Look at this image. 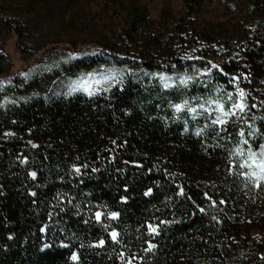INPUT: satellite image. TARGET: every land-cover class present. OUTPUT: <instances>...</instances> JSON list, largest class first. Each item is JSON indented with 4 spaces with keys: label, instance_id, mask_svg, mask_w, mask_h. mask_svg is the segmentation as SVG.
<instances>
[{
    "label": "trees",
    "instance_id": "1",
    "mask_svg": "<svg viewBox=\"0 0 264 264\" xmlns=\"http://www.w3.org/2000/svg\"><path fill=\"white\" fill-rule=\"evenodd\" d=\"M136 14L134 50L0 86V264H264V19L237 54L205 33L186 56L177 31L135 42L149 24Z\"/></svg>",
    "mask_w": 264,
    "mask_h": 264
},
{
    "label": "rangeland",
    "instance_id": "2",
    "mask_svg": "<svg viewBox=\"0 0 264 264\" xmlns=\"http://www.w3.org/2000/svg\"><path fill=\"white\" fill-rule=\"evenodd\" d=\"M262 2L205 0L198 12L191 13L186 0H0V55L5 58L0 60V86L28 80L38 68L56 66L67 55L84 50L107 44H128L134 50L135 43L128 42L125 31L136 22V11L145 13L149 21L135 36L139 45L154 33L173 30L177 31L170 36L173 48L192 56L197 54V38L206 33L222 46L230 40V52L237 54L264 19ZM226 51L211 55L210 70L224 63ZM241 104L238 94L231 112L235 122L242 118ZM157 229L150 226L153 234ZM113 233L117 239V231Z\"/></svg>",
    "mask_w": 264,
    "mask_h": 264
},
{
    "label": "snow or ice",
    "instance_id": "3",
    "mask_svg": "<svg viewBox=\"0 0 264 264\" xmlns=\"http://www.w3.org/2000/svg\"><path fill=\"white\" fill-rule=\"evenodd\" d=\"M167 87V85H165ZM241 96H243V93L241 92ZM175 107H177L178 109L181 107V105H176ZM240 108H244L245 105L241 104L239 105ZM194 111V110H193ZM223 121H220L219 119L217 121H214V123H222ZM257 154L252 152L251 150L249 151V158L253 159ZM259 155L261 157H264V144L260 145V149H259ZM253 164L255 165V167L257 169H259L260 173L262 174V176L260 178H264V159H260L259 162H257L255 159H253ZM243 166V165H242ZM249 167H251L252 165H248ZM75 171L77 173H79L80 169L76 168ZM253 176H255V172L251 173ZM33 176H35V173H32ZM149 192H151V189L148 190ZM147 194V193H146ZM34 195V193H33ZM96 218L99 220L101 217V213L97 212L96 214ZM110 215L112 217H116L118 215V213H110ZM115 233L112 234L113 238L115 239ZM101 244H103V241L100 242ZM152 247H155L154 245ZM75 254H73V259H75Z\"/></svg>",
    "mask_w": 264,
    "mask_h": 264
}]
</instances>
